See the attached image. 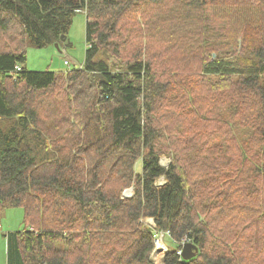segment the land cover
<instances>
[{
  "label": "trees",
  "instance_id": "16d2710c",
  "mask_svg": "<svg viewBox=\"0 0 264 264\" xmlns=\"http://www.w3.org/2000/svg\"><path fill=\"white\" fill-rule=\"evenodd\" d=\"M186 1L163 33L162 0H0L5 264H154L161 232L162 264H264V0ZM79 10L80 68L28 71Z\"/></svg>",
  "mask_w": 264,
  "mask_h": 264
},
{
  "label": "rangeland",
  "instance_id": "374dc122",
  "mask_svg": "<svg viewBox=\"0 0 264 264\" xmlns=\"http://www.w3.org/2000/svg\"><path fill=\"white\" fill-rule=\"evenodd\" d=\"M187 4L186 0H162L161 6L158 9L159 20H157L156 28H158V32H163V28H161V19L167 13L175 14V7H180L181 5ZM193 15H198L202 17V20L205 24H208L212 18L208 16V12L205 8L202 11L193 10ZM259 13H257L253 20L262 23V29L264 28L263 18L258 17ZM222 18V16H219ZM156 21V20H155ZM85 15L83 11H77L73 17V21L71 27L68 32V43L62 44L59 47H55L53 45L45 46L42 48H37L33 45L25 43V54L26 61L24 66L28 71L34 72H65L69 69L80 68V65L84 61V55L86 50L85 43ZM8 27L13 28V24L8 23ZM181 30H176L175 35H178ZM183 32V30H182ZM164 33V32H163ZM162 33V34H163ZM182 48L187 49L188 41L184 40L181 44L177 45L176 49ZM8 50H12L11 47H6ZM166 55V54H165ZM165 56H163L162 62H164ZM64 61L69 63V67L64 64ZM59 115L58 118H65V114L63 111ZM47 115L52 118L55 116L54 112L49 110ZM167 158H161V165H167ZM163 180L160 179L157 182V185H161ZM131 188H127L123 190L122 196L127 195V190ZM24 219H23V211L21 208H9L4 212L0 213V264H5L6 259V240L3 237L4 234L8 232H16L22 230L24 228ZM149 223L152 222L151 219L148 220ZM160 235H163L162 238ZM162 241L161 244L163 247H159V244L156 248V244L160 239ZM174 244L169 239V235L167 232L158 233L155 239V249L151 255L152 261L154 264H162V259L164 254L168 249H172ZM157 259V261H156Z\"/></svg>",
  "mask_w": 264,
  "mask_h": 264
},
{
  "label": "water",
  "instance_id": "95a60500",
  "mask_svg": "<svg viewBox=\"0 0 264 264\" xmlns=\"http://www.w3.org/2000/svg\"><path fill=\"white\" fill-rule=\"evenodd\" d=\"M62 41H65V38H62ZM54 46L58 47L57 44H55ZM131 193H132V188L127 190V195L125 196H129L131 195ZM196 252H197V248L195 245L186 243L182 247L181 256L184 260H189L190 258L194 257Z\"/></svg>",
  "mask_w": 264,
  "mask_h": 264
},
{
  "label": "bare ground",
  "instance_id": "6f19581e",
  "mask_svg": "<svg viewBox=\"0 0 264 264\" xmlns=\"http://www.w3.org/2000/svg\"><path fill=\"white\" fill-rule=\"evenodd\" d=\"M62 42H64V41H62ZM64 62H67V61H64ZM67 64L69 65V63L67 62ZM160 241H162L161 239L160 240H158V243L156 244V248H157V246L159 245V244H161V242ZM161 247H163L162 246V244H161Z\"/></svg>",
  "mask_w": 264,
  "mask_h": 264
},
{
  "label": "built area",
  "instance_id": "2783aa9c",
  "mask_svg": "<svg viewBox=\"0 0 264 264\" xmlns=\"http://www.w3.org/2000/svg\"><path fill=\"white\" fill-rule=\"evenodd\" d=\"M64 64H65L66 66L69 67V65L67 64V62H64ZM160 236H161V238H162L163 235H160ZM159 239H160V238H159Z\"/></svg>",
  "mask_w": 264,
  "mask_h": 264
}]
</instances>
